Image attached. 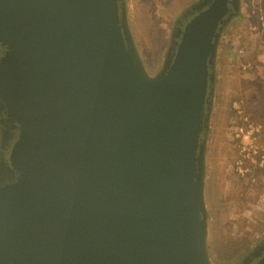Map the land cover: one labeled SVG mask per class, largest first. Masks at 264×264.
<instances>
[{
	"label": "water",
	"instance_id": "obj_1",
	"mask_svg": "<svg viewBox=\"0 0 264 264\" xmlns=\"http://www.w3.org/2000/svg\"><path fill=\"white\" fill-rule=\"evenodd\" d=\"M239 7L194 1L151 72L130 0H0V264H222L208 153ZM262 238L223 264H264Z\"/></svg>",
	"mask_w": 264,
	"mask_h": 264
},
{
	"label": "rangeland",
	"instance_id": "obj_2",
	"mask_svg": "<svg viewBox=\"0 0 264 264\" xmlns=\"http://www.w3.org/2000/svg\"><path fill=\"white\" fill-rule=\"evenodd\" d=\"M130 1L138 45L155 72L172 43L175 24L197 0ZM239 6L220 41L208 153L211 245L222 264L238 261L264 236V175L257 178L264 169V0H239ZM243 91L247 97H236ZM250 124L260 127L254 142H245L258 150L256 162L243 157L244 141L237 136ZM241 159L244 172L237 164Z\"/></svg>",
	"mask_w": 264,
	"mask_h": 264
},
{
	"label": "built area",
	"instance_id": "obj_3",
	"mask_svg": "<svg viewBox=\"0 0 264 264\" xmlns=\"http://www.w3.org/2000/svg\"><path fill=\"white\" fill-rule=\"evenodd\" d=\"M260 131V127H256L255 125L250 124V127H248L247 129H245L244 127H241L239 132H237V136L238 137H242L243 141H244V145L243 148L241 150V153L243 155V157H248V158H252L253 161H258V159L256 158V155L258 153V150L254 147V144L249 145L246 142V140H249V143L251 141L254 142L255 138H256V134ZM254 154V155H252ZM243 160L241 159L240 161H238V168L241 172H244L243 169ZM260 165H264V156L261 157L260 159ZM246 171H248L249 169H245Z\"/></svg>",
	"mask_w": 264,
	"mask_h": 264
},
{
	"label": "trees",
	"instance_id": "obj_4",
	"mask_svg": "<svg viewBox=\"0 0 264 264\" xmlns=\"http://www.w3.org/2000/svg\"><path fill=\"white\" fill-rule=\"evenodd\" d=\"M246 87L247 86H244V89H246ZM248 89H252V85H249L248 86ZM247 89V90H248ZM260 90L258 89V94L260 95L261 94V92H259ZM247 94H248V92H245V91H243V92H239L238 93V95H236V97H240V96H246L247 97ZM263 137H264V133H263ZM264 175V169H261V170H259V171H257V178H259V179H261V177Z\"/></svg>",
	"mask_w": 264,
	"mask_h": 264
},
{
	"label": "flooded vegetation",
	"instance_id": "obj_5",
	"mask_svg": "<svg viewBox=\"0 0 264 264\" xmlns=\"http://www.w3.org/2000/svg\"><path fill=\"white\" fill-rule=\"evenodd\" d=\"M190 16H191V14L188 13V14L185 15L181 20L177 21V23H176V25H175V30L181 28V27L184 25V23L189 19ZM176 34H177V33L174 32L173 37H175Z\"/></svg>",
	"mask_w": 264,
	"mask_h": 264
}]
</instances>
